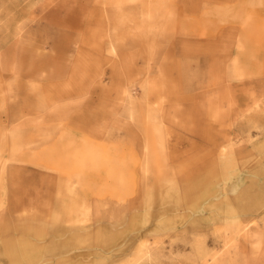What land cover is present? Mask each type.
<instances>
[{"label":"rangeland","instance_id":"374dc122","mask_svg":"<svg viewBox=\"0 0 264 264\" xmlns=\"http://www.w3.org/2000/svg\"><path fill=\"white\" fill-rule=\"evenodd\" d=\"M61 2L0 0V35L6 6L35 15L14 25L17 39ZM70 5L105 22L139 1ZM148 9L132 49L100 47L88 22L52 30L69 40L61 65L10 55L24 79L1 81L0 264H20L9 241L27 245L30 264H264V0ZM177 55L181 71L164 78Z\"/></svg>","mask_w":264,"mask_h":264},{"label":"bare ground","instance_id":"6f19581e","mask_svg":"<svg viewBox=\"0 0 264 264\" xmlns=\"http://www.w3.org/2000/svg\"><path fill=\"white\" fill-rule=\"evenodd\" d=\"M136 1H139V5L136 6L137 9L132 11V10H129L128 8H124L123 6H121L123 10H120V8L116 9L115 14H112L111 17H108V21L104 22V19L102 17H100L99 14H98V17H95V13L92 14V18H90V20H88V21H86L87 19L86 20L84 19L85 20L84 21L83 16H81V17L79 16L77 18L74 15H70L68 13V10H71V9L74 10L72 5H70V3H73V0H62V2L56 6V9H54V8L51 9L49 12H47L45 15H43L40 19H38L37 23H33L32 25L28 24L30 27L27 28L26 31L24 30L25 32L22 30L24 33L19 32L20 38H17V39H15L16 37L13 36V34H15L14 33L15 28L13 29L14 25H16L18 22L20 23L24 20H27V18L28 19L29 18H31V19L35 18V15H32L28 9H24L21 11H17L16 13H14L13 15L10 16V14L12 13V11H14V9L6 6V8H7L6 11L8 12V16L10 17V21L7 20V22L5 23V26H4L5 29L2 31L4 33L6 30H8V33L6 35L5 34L0 35V43H2V44L5 43L7 45L10 43V45L3 52V57L4 56L5 57L4 58L0 57V104L5 99V94H6L5 88H3L1 85V81L3 79L8 78V77L11 78L13 80V82H20L21 80L24 79V76L19 71H17V68L11 67L12 61H10V59H13V58H11L10 55H14L15 58L27 57L26 63L32 67L47 66V67L51 68V66L61 65L64 63V60L66 59L64 56V52H65V49H68L67 46H68L69 40L66 41L64 38L58 39L57 41L54 40L55 37L53 36V33H52L53 29L59 30L60 27H64V26H66V27L67 26H69V27H80L81 26L82 27V25H86V27H87V25L90 26L89 25L90 22L92 25H94V23H95L96 24V30H97L96 33L98 34L97 37H98V42L100 43L99 44L100 47L108 46L113 51H118L120 49H126V50L132 49L133 45H134V38L136 35H138L140 37L148 36V27H149L148 23H149V18L152 15V14H150V11L148 9V0H136ZM194 2H196V1H194ZM187 5H188L187 6L188 8H186V9L181 8L182 9L181 12L188 14L191 10L195 9L193 4H190V5L187 4ZM60 6H62V8L60 10H58ZM155 7H156V5H155ZM85 9H86V7L85 8L82 7L81 13L85 12ZM76 11L78 14L80 13L77 9H76ZM111 11H112V8L108 9V12L111 13ZM181 12H180V14H181ZM72 14H75V12H73ZM158 14H160V13H158ZM178 14H179V12H178ZM170 15H172V14L169 13L167 9H161V15L156 16V18L166 20L168 17H170ZM228 17H230V16H228ZM140 19H143V20L141 21ZM172 20H174V19H172ZM118 21H121V22L118 23ZM16 27H18V25ZM19 28H20V25H19ZM71 29H73V28H71ZM164 32H166V30ZM220 32H223V31L220 30ZM83 35H85V34H83ZM60 36H63V35L60 34ZM84 40L86 41V39H84ZM46 45L50 49L48 52L44 51V49L46 48L45 47ZM235 45H236V43H235ZM169 48L172 49V47H169ZM242 48H244V47H242ZM246 49H247V47H246ZM90 50H92V49H90ZM94 50H96V48ZM20 60H22V58ZM93 61H95V60H93ZM21 62H23V61H21ZM74 62H82V61L81 60H75ZM23 63H25V62H23ZM8 69H10L11 71L15 70V72H11ZM25 77H33V75H27ZM136 111L137 112L143 111V109L138 108L135 110V112ZM252 185H251V187H253ZM261 192L263 193V191H261ZM248 194H250V193H248ZM238 195L240 196V194H238ZM257 196H259V194ZM259 197H261V196H259ZM248 198H251V197H248ZM239 201H237V202H239ZM80 202H81V199H80ZM263 202H264V200H263ZM64 204L65 203H63V205ZM261 204H262V202H261ZM63 211H62V213H63ZM85 213H87V212H85ZM153 214H155V213H153ZM158 214H160V213H158ZM178 217H180V216H178ZM74 219H73V221H74ZM136 224H138V223H136ZM146 224H148V223H146ZM107 229H109V228H107ZM57 240H59V239H57ZM92 244H94V243H92ZM7 246H8V250H9L13 260H16L20 264H30L29 262H31L32 253L29 252V249L27 250V245L25 243L21 244V246H17V244L15 242L9 241L7 243ZM64 246H66V245H64ZM64 246H59L58 248H62ZM232 263H234V262H232Z\"/></svg>","mask_w":264,"mask_h":264},{"label":"crops","instance_id":"0c3cea01","mask_svg":"<svg viewBox=\"0 0 264 264\" xmlns=\"http://www.w3.org/2000/svg\"><path fill=\"white\" fill-rule=\"evenodd\" d=\"M184 42V41H183ZM195 42V41H194ZM196 42H199V41H196ZM211 44V43H210ZM175 47H172V49H171V52H173L172 50L174 49ZM177 48H178V51H177V54H179V51L181 50V49H183V47H181L180 45H177ZM184 52V51H183ZM194 53H195V51H194ZM182 57V56H181ZM181 57H180V55H177V58H176V61H175V63H176V65H172L169 61H168V63L165 65V64H163L162 66V72H163V77L165 78V76H166V74H165V72L166 71H168V72H170V71H172V70H177V71H181V65H182V63H181ZM213 58V57H212ZM194 71H196L197 69H195L194 67L192 68ZM167 78V77H166ZM172 79H174L175 81H177V80H179L180 79V77H179V74L177 75V80L175 79V78H171V80ZM170 82H168L167 83V85L169 84ZM177 84H179V82L177 81ZM188 84H190V83H188ZM170 85H173V84H170ZM130 130H131V128H129ZM130 133H133V132H130ZM133 135V138L134 139H136V137H135V134L133 133L132 134ZM132 136H130V138H131ZM137 152H138V155L139 156H141L142 155V153L140 152V151H138L137 150ZM135 173L136 174H138L140 177L142 176V174H143V172H142V169H141V167L140 166H138L137 168H135ZM139 179V178H138ZM139 182H141L142 183V181H141V178H140V181Z\"/></svg>","mask_w":264,"mask_h":264}]
</instances>
